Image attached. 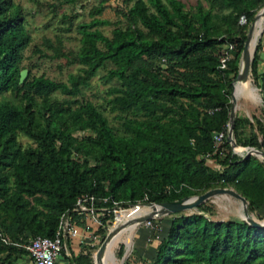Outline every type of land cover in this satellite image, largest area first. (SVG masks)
Returning a JSON list of instances; mask_svg holds the SVG:
<instances>
[{
    "label": "trees",
    "instance_id": "16d2710c",
    "mask_svg": "<svg viewBox=\"0 0 264 264\" xmlns=\"http://www.w3.org/2000/svg\"><path fill=\"white\" fill-rule=\"evenodd\" d=\"M107 1L95 0L90 19L75 24L76 51H65L60 36L32 51L66 58L77 64L74 73L57 80L28 71L20 82L31 37L21 8L0 0V264L28 255L14 244L52 238L65 212L85 228L84 216L73 212L79 197L93 196L109 210L96 230L101 235L113 221V202L128 208L233 187L249 211L264 206V161L233 154L226 137L218 148L213 140L228 123L248 25L264 0H209L207 8L198 2L188 9L182 0H122L127 7L115 10L116 22L100 17ZM104 25H115L111 36L99 29ZM229 44L232 57L220 69ZM262 47L259 40L251 75L264 103ZM101 70L102 83L116 82L106 102L117 125L103 107L78 99ZM233 135L239 146L264 150L259 117L236 115ZM19 136L33 144L23 146ZM197 208L170 214L144 264H264V230L240 218L210 220L205 202ZM85 247L69 264H92Z\"/></svg>",
    "mask_w": 264,
    "mask_h": 264
},
{
    "label": "rangeland",
    "instance_id": "374dc122",
    "mask_svg": "<svg viewBox=\"0 0 264 264\" xmlns=\"http://www.w3.org/2000/svg\"><path fill=\"white\" fill-rule=\"evenodd\" d=\"M12 3L19 6L22 11L25 28L30 34V43L22 50V61L25 70L30 71L31 74L40 75L45 74L50 78H55L57 80H65L68 73H74L77 64L69 63L66 58H53L51 56H42L40 54H33V49L39 47L44 49L43 43L45 39L54 40L57 36H60L64 50L65 51H76L79 47V35L75 30V24L88 21V12L95 0H79L74 4H58V0H11ZM185 7L188 9L193 7L196 3L200 2L205 8L209 6V0H182ZM126 4L122 0H109L104 4V8L100 15L101 18L108 19L112 22H116L115 10L122 8L126 9ZM262 8V7H261ZM260 8V9H261ZM259 9V10H260ZM258 10V11H259ZM257 11V12H258ZM251 24V23H250ZM120 25V23H119ZM264 27V21H263ZM115 25H104L100 26L99 29L106 36H111L112 29ZM250 25H248L249 28ZM264 29V28H263ZM248 31V29H247ZM262 33V34H261ZM258 36L256 45L259 40H261L264 45V30ZM255 45V47H256ZM47 54L51 52L45 51ZM262 60L258 64V72L261 73L264 66V46L261 51ZM104 73L103 70L99 71L98 75L91 79V85L89 87H84L82 89V94L78 96L80 100H88L96 105L103 107V113L108 117L113 125L118 124V120L114 117L115 112L109 111V104L106 102L107 99L112 97L108 93L109 87L111 85H116L113 81L108 84L102 83L99 76ZM26 74V76H27ZM235 80V78H234ZM233 80V81H234ZM251 80V82H250ZM250 85L255 89L257 97L252 98L247 92L239 91V86L241 81L236 82V87L238 89V97L236 102V115L246 116L251 121L253 117H259L264 120V103L263 95L260 89L253 81V76L250 72V79H248ZM250 129L245 128L244 132L249 133ZM78 136H82V132L76 133ZM19 140L23 146L28 144H33L30 139L25 136H19ZM238 155V154H237ZM240 156V154L238 155ZM253 156V155H252ZM259 159V158H258ZM260 161H264L259 159ZM233 188V187H228ZM149 203L137 204L142 207H148ZM205 204L209 206V210L204 212L205 216L213 221H225L240 218L242 216V203L237 198L231 195H216L205 201ZM121 208V207H120ZM118 216L120 211L122 214L117 220V225L124 223L125 221L132 220L129 217L130 213H138V209L134 210V206L128 208L116 209ZM127 210V211H125ZM198 208L191 210H186L180 213L191 214L199 213ZM250 216L256 220H264V206L249 211ZM170 215H161L152 218L144 223L137 224L134 229L128 230L120 239V242L116 245L114 249V262L112 264H144V260L149 261L153 257L154 245L163 235L165 230V225L168 223ZM116 220L106 225L104 233L91 235L88 243L86 244L85 251L91 253L92 264H94V254L99 247L100 243L103 241L107 232L115 225ZM156 235V238H154ZM94 244L92 247L90 244ZM88 246L92 247L88 249ZM118 246V247H117ZM123 247V253L120 255V247ZM76 249V247H75ZM79 250L75 253L78 254ZM63 255V254H62ZM65 259H63V258ZM14 264H32L31 259L28 255H16L14 257ZM70 257L61 256L59 263L69 264ZM103 264H111L108 259H106Z\"/></svg>",
    "mask_w": 264,
    "mask_h": 264
},
{
    "label": "water",
    "instance_id": "95a60500",
    "mask_svg": "<svg viewBox=\"0 0 264 264\" xmlns=\"http://www.w3.org/2000/svg\"><path fill=\"white\" fill-rule=\"evenodd\" d=\"M258 20H261L262 22L264 21V6L256 13L254 20L251 22L247 34H246V39L244 41V46L240 55V62H239V69L237 72V75L235 77V80L232 82V91L230 94V110H229V118H228V123H227V135H226V141L229 143L232 151H235L236 148H240L241 153H243L242 157H248L250 155H253L259 159L264 160V150L262 149H257L254 147H243L237 145L234 135H233V123L235 119V114H236V102H237V97L235 95L234 91V84L237 81H242L245 80L248 75H250L251 72V62L253 59V54L255 51V45L256 41L258 39V36L260 33L263 31V26L259 28L258 33L255 35L254 30H255V25ZM263 24V23H262ZM253 41V47L252 50H250V45ZM27 71L23 69L20 72V82L24 80L26 77ZM256 89V88H255ZM238 153V152H237ZM231 195L242 203V216L241 219L247 223L248 225L264 230V220L259 221L253 218L252 216L249 215L247 205L248 201L245 197H243L239 192H237L233 188H228V187H216L212 188L200 195H195V196H190L187 198H182L179 200H174V201H166V202H150L148 204L149 210L142 215H139L135 217L132 220L125 221L121 225H114L106 234L104 237L103 241L100 243L99 247L97 248L95 254H94V263L103 256L108 241L110 238L117 233L121 228L125 227L128 223H134V224H140L144 223L152 218L161 216V215H170V214H175V213H180L186 210H191L194 208H197L200 204L205 202L207 199L216 196V195ZM139 205L134 206V210L138 208Z\"/></svg>",
    "mask_w": 264,
    "mask_h": 264
},
{
    "label": "built area",
    "instance_id": "2783aa9c",
    "mask_svg": "<svg viewBox=\"0 0 264 264\" xmlns=\"http://www.w3.org/2000/svg\"><path fill=\"white\" fill-rule=\"evenodd\" d=\"M240 24H244L246 19L242 16L239 20ZM234 47L232 44L227 45L226 49L221 52L220 69L226 68L227 61L232 57ZM227 135V125L224 130L213 135L214 146L216 148L222 143ZM233 154H240L232 151ZM107 198L102 201L105 202ZM101 201V200H100ZM93 196L79 197L76 200V207L73 212L78 215H83L86 221L85 228L77 226L71 221L70 212H65L61 215L57 230L52 238L33 236L23 244H14L24 249L33 264H60L59 259L63 253L67 254L69 250L68 242L77 240V246L80 247L82 243L89 242L91 235L96 234V230L101 226V217L109 210L104 206H98L100 202ZM121 209L117 202H113L112 213L113 219H117L118 212L116 209ZM121 212V211H120ZM149 222V221H148ZM94 246V244H90ZM77 247V248H78Z\"/></svg>",
    "mask_w": 264,
    "mask_h": 264
},
{
    "label": "bare ground",
    "instance_id": "6f19581e",
    "mask_svg": "<svg viewBox=\"0 0 264 264\" xmlns=\"http://www.w3.org/2000/svg\"><path fill=\"white\" fill-rule=\"evenodd\" d=\"M262 21L261 20H258L256 22V25H255V30H254V34L256 35L258 33V30L260 27H262ZM264 30V29H263ZM262 34V33H261ZM260 34V35H261ZM257 46V45H256ZM252 47H253V41L250 45V50H252ZM250 75H248V77L245 79V80H242L241 81V84L239 86V91H244V92H247L252 98L256 99L257 97V94H256V91L255 89L250 85V83L248 82V79H249ZM238 82V81H237ZM234 91H235V95L237 98L238 97V89L236 87V82L234 84ZM235 151H237L238 153H241V150L240 148H236ZM138 213H134V211H132L129 215L130 218L134 219L135 217L139 216V215H142L143 213L147 212L149 210V207H142V206H138ZM126 211V210H125ZM122 212L124 211H121L120 212V215L122 214ZM119 215V216H120ZM119 216H117V219H116V222H115V225H117V220L119 218ZM121 225V224H119ZM137 226V224H134V223H128L125 227L121 228L117 233H115L111 238L110 240L108 241V244H107V247H106V250L103 254V256L100 258V260L96 261L94 264H103V262L108 259L110 261V263L112 264L114 262V258H115V255H114V249L116 247V245L120 242V239L121 237L130 229H134L135 227ZM118 247V246H117Z\"/></svg>",
    "mask_w": 264,
    "mask_h": 264
},
{
    "label": "crops",
    "instance_id": "0c3cea01",
    "mask_svg": "<svg viewBox=\"0 0 264 264\" xmlns=\"http://www.w3.org/2000/svg\"><path fill=\"white\" fill-rule=\"evenodd\" d=\"M262 45H263V44H262ZM263 46H264V45H263ZM262 48H263V47H262ZM261 51H262V50H261ZM261 58H263V57H262V54H261ZM75 247H76V249H75ZM77 247H78V246H77V240H76V239L73 240V241H69V242H68V247H67L69 250L67 251V254H66V253H63V255H64V256H67V257H71L72 254H75V253L80 249V247H78V248H77ZM63 255H62V256H63ZM62 258H63V257H62ZM63 259H65V258H63ZM60 264H66V263H60Z\"/></svg>",
    "mask_w": 264,
    "mask_h": 264
}]
</instances>
